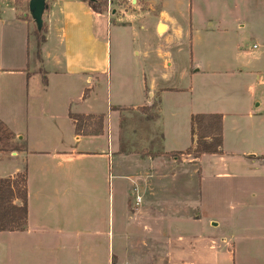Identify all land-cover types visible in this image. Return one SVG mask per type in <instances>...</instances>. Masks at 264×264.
<instances>
[{
    "label": "crops",
    "instance_id": "crops-1",
    "mask_svg": "<svg viewBox=\"0 0 264 264\" xmlns=\"http://www.w3.org/2000/svg\"><path fill=\"white\" fill-rule=\"evenodd\" d=\"M150 1L161 5L153 12L159 37L169 38L175 29L183 31L164 0ZM29 2L22 14L23 7L17 2H0V122L14 135L10 148L18 149L0 152V164L15 160L0 178L15 177L25 168L28 176L27 229L0 232V264H210L211 250L229 253L236 262L242 251L235 239L263 240L264 108L260 109L264 105V0L252 1L249 10L241 6H248L250 0H234L236 7L230 11L237 29L245 28L244 22L249 21L244 12H259L256 26L252 24L256 32L249 34L254 51L244 49L249 42L232 33L230 25L219 19L220 24L214 26L211 15L203 16L202 24L209 31L203 35L209 38L210 50L218 36L229 41L224 44L229 53L202 59L193 56L191 69L200 79L187 92L175 87L159 89L152 80L147 81L144 68L141 102L130 106L117 102L107 114H81L105 116L104 132L90 137L76 135L70 115L77 113L71 107L75 101L87 100L102 77L108 78L111 61L108 42L102 36L105 20L110 26L118 14L150 13L139 9L140 0L133 1L134 13H127L121 5L111 12L107 7L96 13L82 0H47L49 9L39 34L29 14ZM205 4L207 0L198 2L203 14L207 13ZM196 12L195 0H189L186 14L193 50L200 32L193 26ZM134 24V20L126 23ZM162 24L165 31L160 34ZM39 36H44L43 42ZM76 83H82L84 91L75 96L52 90L53 86L68 89ZM99 88L104 90V85ZM60 96L66 101L61 103ZM152 106L156 117L144 123L137 142L140 148L186 156L195 165L178 171L170 161L164 166L162 156L134 159L131 147L136 132L124 128L121 116L148 107L153 110ZM197 114L223 116L221 154H186L193 146L191 118ZM178 162L173 159L174 164ZM178 174L194 175L189 183L193 190L197 177L198 194L185 203L177 197L160 198L162 189L170 188L172 194L177 188ZM249 181L250 186L245 187ZM220 185L230 194L221 195ZM211 188L217 194L211 201L227 208L229 215H202L200 208ZM246 191L256 202L254 214L259 223L235 237L211 236L215 234L211 227L234 222L245 210L241 196L234 199V195H247ZM252 255L251 264H264L256 251Z\"/></svg>",
    "mask_w": 264,
    "mask_h": 264
},
{
    "label": "rangeland",
    "instance_id": "rangeland-1",
    "mask_svg": "<svg viewBox=\"0 0 264 264\" xmlns=\"http://www.w3.org/2000/svg\"><path fill=\"white\" fill-rule=\"evenodd\" d=\"M1 1L2 0H0V2ZM140 1L141 5H139V9L142 11H148L152 16L145 13L126 14L124 16L118 14L114 17L115 19H112L110 26L107 25V19L105 18V27L103 33L101 31L100 33L103 34L102 36L104 38V42H108L111 61L108 78L106 76L102 77L101 83L95 88V92H89L91 99L90 97H87V100L85 101H75L72 104L71 112L77 114H83L84 112L107 114L110 110V106L112 104H116L117 102L118 104L125 103L127 106H130L133 103L138 104V102H141V99H139L141 97L139 94V86L142 82L141 74L144 68L147 74V81L152 80L156 83L159 89L175 87L177 89H184L187 92L194 82L198 86L200 77L197 76L198 74H194L192 72L193 68L191 69L193 56L202 59V57L205 56L207 57L212 55L220 57L224 56L225 53H229L225 51L226 49L224 47V44L229 41H223L219 39L218 36L212 40L213 49L210 50L207 45L209 38H207L206 35H203L205 33L208 34L209 32L206 31L207 27L205 26V23H203L204 25L202 24V19L205 15H211V17H213L214 22L211 23H213L214 26H217V24L220 23L230 25L232 27V33H237L239 39H246V42H249L248 47H245L244 49L254 51V43L252 39L249 38V34H253V31H255V19L258 17L257 15L259 12H244V16L248 17L249 21L244 22V25L246 26L245 28L237 29V22L236 20H232L231 17L233 15L230 12L236 7L234 0H207V4H205L206 6L203 7L206 9L208 14H203L202 6L198 5L199 0H195L197 12L194 15L195 20L193 22V26L198 28L202 34L198 31L199 33L197 34L194 44V50L192 47L193 39L191 38L190 41L188 39L189 19L186 12L189 10V0H164L166 5H168V10L173 13V16H175L176 19H178L181 29L183 30H173L172 36L164 38L165 40L159 37L157 33V17L153 13L157 12L161 5L155 4L150 0ZM250 1L251 4L247 2L248 6H241L242 10H249L248 8H251L252 1L255 2V0ZM12 2L13 4L14 2H17L19 6L23 7L21 11H19L21 14L26 12L25 7L28 0H12ZM107 7L108 3L106 2L103 6V10H106ZM123 9L127 13H134L137 10L134 4L124 6ZM262 16L264 17V14ZM132 20L135 21L134 27L126 25V23L128 24ZM253 22L255 23V26L252 28ZM211 23H208L207 25ZM182 32H184V34ZM52 78L53 77H49L50 82H52ZM102 84L104 85V90H100L99 88ZM83 88L82 83H76L68 89L62 87L61 85H57L55 88L53 86L52 90L59 92L60 95L63 96L64 94H67L65 97H69L75 96L76 93ZM63 96H60L59 98L61 103L66 101ZM151 100V95L147 96L148 104ZM153 106V110H151V108H145L144 110L139 109L136 111L133 110L125 112L121 116L124 128L129 127L131 130L136 132L135 136L132 137L134 140V146L131 147V151L136 154L134 159L138 162V160H148L149 157L155 159L162 156V163L164 166H169L168 161H170L172 162L171 165H177L178 171H180V168L186 169L192 164L195 165V162H188L190 158L186 156H181L175 153L171 155H164L163 153L160 154L158 151L150 152L146 149L142 150L144 146L140 148L137 142L141 141L139 134L141 133V130L145 128L144 123L148 122V119L151 120L156 117L155 114L157 110ZM155 106H157V102H155ZM263 108L264 105L260 109L261 112ZM6 128L10 131V128L7 125ZM2 147H5L7 151L11 150L10 146H8L6 142H0V148ZM175 158L179 161L176 164L173 163V159ZM13 163H15V160L9 159V161L0 164V174L9 172L8 170L11 168ZM181 172H185V170H182ZM177 179L178 186L176 189L172 190L173 193L170 194V188H164L159 195L160 198L167 199L170 197H177L179 202L182 201L185 203L188 199H191L198 194V188H196L197 177H195L194 180V184L196 186H194V190L191 189L192 185L189 184L191 179H194V175L178 174ZM246 186H250V181L245 185V187ZM218 187L220 188L219 190L221 191V195L230 194V191L225 187L222 188V185ZM214 189L211 188L209 195L207 193L206 197L208 198L202 202V207L200 208V211L205 218L213 215H229V210L227 208H221L217 206L218 202L211 201L213 196H217ZM246 193L247 195L238 193H235L234 195V199L241 196L242 200L240 202L246 206L245 210H241L238 213V218L236 217L234 222H223L220 228L212 229V225L210 224L211 234L215 233L211 236L217 237V235L219 236V234H223L229 237H235L236 235L243 234L245 230H251L252 226L255 225L259 217H256L254 214V207H256L254 198L252 195L248 194V191H246ZM235 241H238V249L241 248L242 251L239 252L240 260H236L235 262L234 258L229 257V253L225 254L224 252H220L218 250H211L208 254L210 264H214L215 262H219V264H251L249 259L253 256L252 254H254L255 251L258 255L257 257H259L258 261L261 259L264 261V239L261 240L259 238V240H254L253 238L243 237L242 239H235Z\"/></svg>",
    "mask_w": 264,
    "mask_h": 264
},
{
    "label": "trees",
    "instance_id": "trees-1",
    "mask_svg": "<svg viewBox=\"0 0 264 264\" xmlns=\"http://www.w3.org/2000/svg\"><path fill=\"white\" fill-rule=\"evenodd\" d=\"M96 13L104 12L107 0H82ZM41 42L44 36H39ZM88 94L86 93L85 97ZM150 108V107H148ZM145 109V108H144ZM143 109V110H144ZM78 136H98L104 132V115L71 114ZM193 146L186 154L201 157L223 152V116L220 114H197L191 118ZM6 139V140H5ZM14 135L0 122V142L9 146ZM10 151H18L11 149ZM0 152H9L5 147ZM28 220V176L27 169L12 178H0V232L25 231Z\"/></svg>",
    "mask_w": 264,
    "mask_h": 264
},
{
    "label": "water",
    "instance_id": "water-1",
    "mask_svg": "<svg viewBox=\"0 0 264 264\" xmlns=\"http://www.w3.org/2000/svg\"><path fill=\"white\" fill-rule=\"evenodd\" d=\"M49 9L47 0H30L29 2V14L35 24L36 30L39 34L44 30V15ZM165 31V26L162 24L159 27V33L162 34Z\"/></svg>",
    "mask_w": 264,
    "mask_h": 264
},
{
    "label": "built area",
    "instance_id": "built-area-1",
    "mask_svg": "<svg viewBox=\"0 0 264 264\" xmlns=\"http://www.w3.org/2000/svg\"><path fill=\"white\" fill-rule=\"evenodd\" d=\"M134 0H107L108 3V9L109 12H111V10L113 8H115L116 6H127V5H132ZM138 202L141 201V198H137Z\"/></svg>",
    "mask_w": 264,
    "mask_h": 264
}]
</instances>
